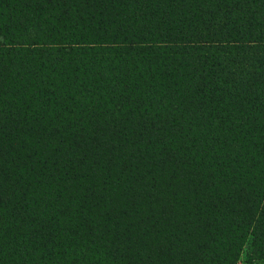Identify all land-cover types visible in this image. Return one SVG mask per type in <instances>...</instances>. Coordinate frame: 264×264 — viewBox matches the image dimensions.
<instances>
[{
	"label": "trees",
	"instance_id": "1",
	"mask_svg": "<svg viewBox=\"0 0 264 264\" xmlns=\"http://www.w3.org/2000/svg\"><path fill=\"white\" fill-rule=\"evenodd\" d=\"M264 264V0H0V264Z\"/></svg>",
	"mask_w": 264,
	"mask_h": 264
},
{
	"label": "rangeland",
	"instance_id": "2",
	"mask_svg": "<svg viewBox=\"0 0 264 264\" xmlns=\"http://www.w3.org/2000/svg\"><path fill=\"white\" fill-rule=\"evenodd\" d=\"M246 257H242L236 264H255L254 262H248Z\"/></svg>",
	"mask_w": 264,
	"mask_h": 264
}]
</instances>
